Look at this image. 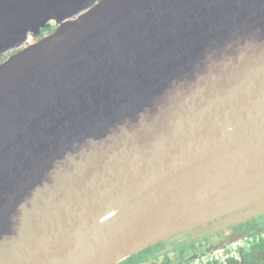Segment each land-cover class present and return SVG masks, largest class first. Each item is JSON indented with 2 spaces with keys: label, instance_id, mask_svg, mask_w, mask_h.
Masks as SVG:
<instances>
[{
  "label": "water",
  "instance_id": "95a60500",
  "mask_svg": "<svg viewBox=\"0 0 264 264\" xmlns=\"http://www.w3.org/2000/svg\"><path fill=\"white\" fill-rule=\"evenodd\" d=\"M257 216L264 0H0V264H121Z\"/></svg>",
  "mask_w": 264,
  "mask_h": 264
},
{
  "label": "flooded vegetation",
  "instance_id": "af4514ba",
  "mask_svg": "<svg viewBox=\"0 0 264 264\" xmlns=\"http://www.w3.org/2000/svg\"><path fill=\"white\" fill-rule=\"evenodd\" d=\"M50 24L53 27L51 32H53L56 23L52 22ZM51 32L45 31V33L38 36V38ZM229 227L227 231H223L222 228H220L218 232H213L208 238L203 239L193 240L195 237L192 236L190 232L176 235L167 243L162 242L154 246L142 256L137 257V259L130 264H147L150 260L151 264H167L166 260L170 261L171 264H224L230 257L238 258L240 249L253 244L259 240V238L264 241V216L253 218L250 224H248L250 235L246 234L242 237V234L244 235L246 231L243 225L238 224ZM219 243H223V245L219 246L217 251L206 253L203 256L200 255L205 248L215 247L214 245ZM185 249H188L187 255H185ZM166 253H168L169 256L163 258ZM210 257H214L213 260H210ZM148 258H150V260ZM154 258H156V263L154 262Z\"/></svg>",
  "mask_w": 264,
  "mask_h": 264
},
{
  "label": "trees",
  "instance_id": "16d2710c",
  "mask_svg": "<svg viewBox=\"0 0 264 264\" xmlns=\"http://www.w3.org/2000/svg\"><path fill=\"white\" fill-rule=\"evenodd\" d=\"M53 27L51 24L47 25L45 28L41 29L40 32L43 35L45 31L51 32ZM151 248H148L132 257L128 258L121 264L133 263L137 257L142 256L144 253L148 252ZM222 264V263H215ZM224 264H264V241L259 238L253 244L240 249L238 258H228Z\"/></svg>",
  "mask_w": 264,
  "mask_h": 264
},
{
  "label": "rangeland",
  "instance_id": "374dc122",
  "mask_svg": "<svg viewBox=\"0 0 264 264\" xmlns=\"http://www.w3.org/2000/svg\"><path fill=\"white\" fill-rule=\"evenodd\" d=\"M50 23H52V22H50ZM50 23H49V24H50ZM54 23H55V22H54ZM49 24H48V25H49ZM27 44H28V43H27ZM161 256H162V255H161ZM168 256H169V254L166 253V254L163 256V258H166V257H168ZM154 259H155L154 262L156 263V258H154Z\"/></svg>",
  "mask_w": 264,
  "mask_h": 264
},
{
  "label": "built area",
  "instance_id": "2783aa9c",
  "mask_svg": "<svg viewBox=\"0 0 264 264\" xmlns=\"http://www.w3.org/2000/svg\"><path fill=\"white\" fill-rule=\"evenodd\" d=\"M214 257H210V260H213Z\"/></svg>",
  "mask_w": 264,
  "mask_h": 264
}]
</instances>
